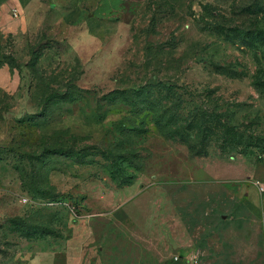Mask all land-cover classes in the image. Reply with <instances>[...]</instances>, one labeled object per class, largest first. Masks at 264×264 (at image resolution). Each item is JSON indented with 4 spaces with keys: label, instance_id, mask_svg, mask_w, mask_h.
Here are the masks:
<instances>
[{
    "label": "rangeland",
    "instance_id": "rangeland-1",
    "mask_svg": "<svg viewBox=\"0 0 264 264\" xmlns=\"http://www.w3.org/2000/svg\"><path fill=\"white\" fill-rule=\"evenodd\" d=\"M7 1L0 264H264V0Z\"/></svg>",
    "mask_w": 264,
    "mask_h": 264
},
{
    "label": "crops",
    "instance_id": "crops-1",
    "mask_svg": "<svg viewBox=\"0 0 264 264\" xmlns=\"http://www.w3.org/2000/svg\"><path fill=\"white\" fill-rule=\"evenodd\" d=\"M38 0H8L6 6L18 5L26 13L19 19L8 23V30L14 31L18 26L20 33L29 28L28 16L31 9L37 6ZM30 9V10H29ZM2 11L0 10V17ZM0 75L11 79L9 67L1 68ZM70 223L64 233L66 242L64 246L57 243L50 244L46 249V264H97V244L94 237V228L90 219L91 215L81 211L75 215L70 214ZM21 264H40V260L25 261Z\"/></svg>",
    "mask_w": 264,
    "mask_h": 264
},
{
    "label": "built area",
    "instance_id": "built-area-1",
    "mask_svg": "<svg viewBox=\"0 0 264 264\" xmlns=\"http://www.w3.org/2000/svg\"><path fill=\"white\" fill-rule=\"evenodd\" d=\"M12 12H13V15L16 17H18V15L20 13L19 9H17V8H14Z\"/></svg>",
    "mask_w": 264,
    "mask_h": 264
},
{
    "label": "trees",
    "instance_id": "trees-1",
    "mask_svg": "<svg viewBox=\"0 0 264 264\" xmlns=\"http://www.w3.org/2000/svg\"><path fill=\"white\" fill-rule=\"evenodd\" d=\"M188 147H189V149H190L191 151H193V150H194V145H192V144H189V145H188Z\"/></svg>",
    "mask_w": 264,
    "mask_h": 264
},
{
    "label": "water",
    "instance_id": "water-1",
    "mask_svg": "<svg viewBox=\"0 0 264 264\" xmlns=\"http://www.w3.org/2000/svg\"><path fill=\"white\" fill-rule=\"evenodd\" d=\"M174 252L176 253L177 252V249H175Z\"/></svg>",
    "mask_w": 264,
    "mask_h": 264
}]
</instances>
